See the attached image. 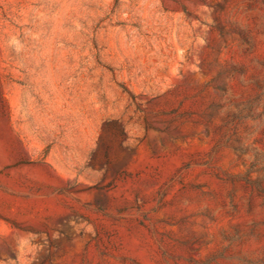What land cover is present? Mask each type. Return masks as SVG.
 Here are the masks:
<instances>
[{
	"label": "rangeland",
	"instance_id": "obj_1",
	"mask_svg": "<svg viewBox=\"0 0 264 264\" xmlns=\"http://www.w3.org/2000/svg\"><path fill=\"white\" fill-rule=\"evenodd\" d=\"M0 264H264V0H0Z\"/></svg>",
	"mask_w": 264,
	"mask_h": 264
},
{
	"label": "clouds",
	"instance_id": "obj_2",
	"mask_svg": "<svg viewBox=\"0 0 264 264\" xmlns=\"http://www.w3.org/2000/svg\"><path fill=\"white\" fill-rule=\"evenodd\" d=\"M10 43L16 46V47H15V50H16L17 52L20 51V45H19V42H18V41H16L15 39H13L12 41H10Z\"/></svg>",
	"mask_w": 264,
	"mask_h": 264
}]
</instances>
